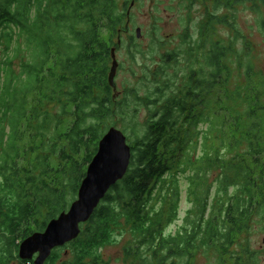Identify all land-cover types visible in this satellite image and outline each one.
Listing matches in <instances>:
<instances>
[{
  "label": "trees",
  "instance_id": "1",
  "mask_svg": "<svg viewBox=\"0 0 264 264\" xmlns=\"http://www.w3.org/2000/svg\"><path fill=\"white\" fill-rule=\"evenodd\" d=\"M183 1L201 4L206 14L197 48L188 52L189 73L182 76V56L169 53L150 71L153 89L134 98L132 115L129 95L121 100L110 83L112 38L128 30L127 3L0 0V264H34L20 259L21 243L69 211L119 117L132 123L123 131L133 149L128 174L66 246L71 252L61 264L103 263L99 251L119 230L134 238L127 258L142 262L195 264L203 250H215L220 264L260 263L251 232L264 223V79L218 32L240 35L246 7L264 36V0ZM234 57L248 83L223 97L217 91L228 90ZM139 106L148 110L141 124ZM200 146L204 153L193 155ZM223 146L235 154L224 158ZM214 171L222 172L210 184ZM183 178L194 208L172 235L167 230L179 218ZM58 249L46 264H54Z\"/></svg>",
  "mask_w": 264,
  "mask_h": 264
},
{
  "label": "rangeland",
  "instance_id": "2",
  "mask_svg": "<svg viewBox=\"0 0 264 264\" xmlns=\"http://www.w3.org/2000/svg\"><path fill=\"white\" fill-rule=\"evenodd\" d=\"M121 5L127 3L129 9L128 30L121 32L116 37H113V47L116 49L117 59L119 62V70L117 75L118 98L121 100L126 96L129 97L133 109L130 113L134 115L135 97H144L147 91L153 85L147 81L150 71L156 70L160 65H164L165 58L169 53H178L180 63H182V76L188 74L191 60L188 52L192 47L197 48V42L200 40L201 30L205 23V9L201 4L188 3L183 0H119ZM141 29V37H138L137 30ZM238 29L240 35L232 38L233 33L229 29L221 27L218 32V37L224 40L228 45L232 42V47L236 52V56L240 55L244 62H250L257 74L256 79L263 80L264 74V36L260 32L257 16L249 9L241 8L238 17ZM105 40L111 39V34L105 32ZM232 39V40H231ZM250 43V49L247 50V44ZM248 55V57H247ZM5 58V53L0 51V60ZM234 57L235 63L231 64L232 77L228 84V90L217 91L222 92L221 96L226 97L230 92H233L239 85H246L245 70L238 67V60ZM17 67L19 69L17 62ZM168 75L175 72L168 66ZM181 75V74H180ZM166 79V77H165ZM226 92H229L225 94ZM146 107H138V122L143 123L148 116ZM240 112H245L246 107L239 104L236 109ZM136 114V113H135ZM131 115V116H132ZM223 117L228 116V113L223 112ZM131 118V117H130ZM129 118V119H130ZM129 119L117 118L116 128L124 131L125 125L129 129L132 123ZM120 121H123L120 125ZM231 121V120H230ZM230 128L227 129V134L230 136ZM130 134L129 131L126 135ZM215 143L214 136L209 139V144ZM212 148L213 147H209ZM246 149L243 146L240 150L243 152ZM204 153L203 148L199 149L193 155L201 156ZM212 153V154H211ZM211 155H215L213 151ZM221 153L224 158L233 156L232 151H228L224 146L221 148ZM222 171H214L210 174L209 182L213 184L216 177ZM215 195V185H213V197ZM194 208L193 198L189 195V183L186 178L182 179V202L180 207L179 218L168 227L167 233L175 235L178 230L185 224V218L188 212ZM121 230L115 235L114 243L102 248L99 255L102 256L103 263L101 264H153V259L139 261L134 257L127 258L125 248L130 242H133V236L126 231ZM251 246L259 251V264H264V223L257 224L251 232ZM71 252V246L60 248L56 251L58 257L54 259V264H61L66 260ZM52 256V255H51ZM16 261L13 263L15 264ZM195 264H220L218 254L215 250L206 252L203 250L195 262ZM231 264V262H229Z\"/></svg>",
  "mask_w": 264,
  "mask_h": 264
},
{
  "label": "water",
  "instance_id": "3",
  "mask_svg": "<svg viewBox=\"0 0 264 264\" xmlns=\"http://www.w3.org/2000/svg\"><path fill=\"white\" fill-rule=\"evenodd\" d=\"M137 33L141 37V29ZM112 58L110 83L117 91L119 63L116 49H113ZM127 137L116 127L108 131L100 141L98 153L88 168L77 200L72 203L69 211L51 221L45 232L33 233L21 243L20 259L34 264H46L55 249L63 248L79 238L82 225L90 221L109 191L128 174L133 149Z\"/></svg>",
  "mask_w": 264,
  "mask_h": 264
},
{
  "label": "flooded vegetation",
  "instance_id": "4",
  "mask_svg": "<svg viewBox=\"0 0 264 264\" xmlns=\"http://www.w3.org/2000/svg\"><path fill=\"white\" fill-rule=\"evenodd\" d=\"M65 247H66V246H65ZM55 250H56V249H55ZM55 250H54V251H55ZM54 251H53V252H54ZM36 257H37V256H36Z\"/></svg>",
  "mask_w": 264,
  "mask_h": 264
},
{
  "label": "snow or ice",
  "instance_id": "5",
  "mask_svg": "<svg viewBox=\"0 0 264 264\" xmlns=\"http://www.w3.org/2000/svg\"><path fill=\"white\" fill-rule=\"evenodd\" d=\"M109 139H111V137Z\"/></svg>",
  "mask_w": 264,
  "mask_h": 264
},
{
  "label": "bare ground",
  "instance_id": "6",
  "mask_svg": "<svg viewBox=\"0 0 264 264\" xmlns=\"http://www.w3.org/2000/svg\"><path fill=\"white\" fill-rule=\"evenodd\" d=\"M64 248V247H63Z\"/></svg>",
  "mask_w": 264,
  "mask_h": 264
}]
</instances>
